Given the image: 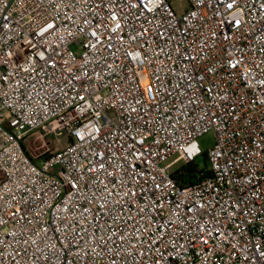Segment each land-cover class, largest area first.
Returning a JSON list of instances; mask_svg holds the SVG:
<instances>
[{"label": "built area", "instance_id": "2783aa9c", "mask_svg": "<svg viewBox=\"0 0 264 264\" xmlns=\"http://www.w3.org/2000/svg\"><path fill=\"white\" fill-rule=\"evenodd\" d=\"M174 1L0 0V264H264V0Z\"/></svg>", "mask_w": 264, "mask_h": 264}, {"label": "trees", "instance_id": "16d2710c", "mask_svg": "<svg viewBox=\"0 0 264 264\" xmlns=\"http://www.w3.org/2000/svg\"><path fill=\"white\" fill-rule=\"evenodd\" d=\"M205 165L201 167L197 161L183 165L173 173V178L178 185L190 187L202 182L206 177L212 175L206 154L203 155Z\"/></svg>", "mask_w": 264, "mask_h": 264}, {"label": "rangeland", "instance_id": "374dc122", "mask_svg": "<svg viewBox=\"0 0 264 264\" xmlns=\"http://www.w3.org/2000/svg\"><path fill=\"white\" fill-rule=\"evenodd\" d=\"M173 6L176 10L182 11L188 6V1L187 0H177V1L173 2ZM68 141H69V139L67 137H62V139H60V143H58V145H57V148H62ZM214 141H215L214 133L209 132L207 134H204L199 139V144H200V147L203 151H207L213 145ZM53 147L56 148L55 145ZM53 147L51 146L52 149H54ZM197 163L201 167H203L205 165L203 157L198 158Z\"/></svg>", "mask_w": 264, "mask_h": 264}, {"label": "snow or ice", "instance_id": "6c2138e0", "mask_svg": "<svg viewBox=\"0 0 264 264\" xmlns=\"http://www.w3.org/2000/svg\"><path fill=\"white\" fill-rule=\"evenodd\" d=\"M229 6H231V5H229Z\"/></svg>", "mask_w": 264, "mask_h": 264}]
</instances>
